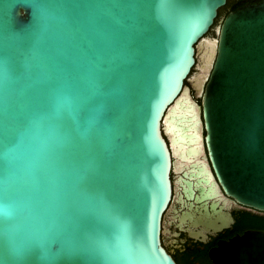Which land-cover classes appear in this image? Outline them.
<instances>
[{
	"label": "water",
	"instance_id": "1",
	"mask_svg": "<svg viewBox=\"0 0 264 264\" xmlns=\"http://www.w3.org/2000/svg\"><path fill=\"white\" fill-rule=\"evenodd\" d=\"M225 2L0 0V264H178L173 164L182 219L212 199L224 221L220 196L264 211V0L207 36ZM215 244L264 264V229Z\"/></svg>",
	"mask_w": 264,
	"mask_h": 264
},
{
	"label": "flooded vegetation",
	"instance_id": "2",
	"mask_svg": "<svg viewBox=\"0 0 264 264\" xmlns=\"http://www.w3.org/2000/svg\"><path fill=\"white\" fill-rule=\"evenodd\" d=\"M199 64L200 58L197 54L196 62L185 82L192 86L195 98L201 102V96L193 85L195 76L201 71ZM181 174L182 171L179 166L173 164L171 170L173 195L163 214L161 233L162 243L174 256L178 264H214L213 261H210L208 253L212 246L217 245L215 242L220 238H230L234 233L242 234V231L248 229H264L258 223L263 219L264 211L240 204L228 196L215 198V200L219 201L218 207H221V212L225 216L224 221L217 219V214L211 207L212 199L207 204V207L205 203L194 201V206L190 210L194 214L193 221L190 218L182 219L181 213L188 207L182 206L179 201L182 187L178 178ZM187 202L190 201L187 200ZM206 210L209 212V219L216 220L220 228H214L200 222V219L204 220V217L207 216L205 214ZM194 246L195 255L190 250Z\"/></svg>",
	"mask_w": 264,
	"mask_h": 264
},
{
	"label": "trees",
	"instance_id": "3",
	"mask_svg": "<svg viewBox=\"0 0 264 264\" xmlns=\"http://www.w3.org/2000/svg\"><path fill=\"white\" fill-rule=\"evenodd\" d=\"M243 1H256V0H226L225 4H223L222 6H220L219 11H218V15L215 18L214 24L211 26V28L209 29L210 32H212L215 27V25L217 24V22H220V20L223 18V16L226 14L227 11L231 10L234 5L241 3ZM217 34V33H216ZM259 224H261L264 227V217L261 221L258 222Z\"/></svg>",
	"mask_w": 264,
	"mask_h": 264
},
{
	"label": "rangeland",
	"instance_id": "4",
	"mask_svg": "<svg viewBox=\"0 0 264 264\" xmlns=\"http://www.w3.org/2000/svg\"><path fill=\"white\" fill-rule=\"evenodd\" d=\"M220 24V22H217V24L215 25L214 29L212 32L208 33L207 36L213 37L216 36L217 34V26ZM191 252L193 253V255H195V246L190 248Z\"/></svg>",
	"mask_w": 264,
	"mask_h": 264
}]
</instances>
